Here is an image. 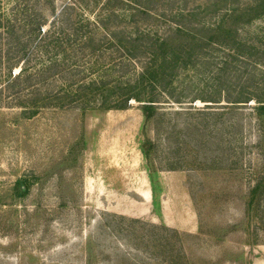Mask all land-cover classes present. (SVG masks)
<instances>
[{"label":"rangeland","instance_id":"374dc122","mask_svg":"<svg viewBox=\"0 0 264 264\" xmlns=\"http://www.w3.org/2000/svg\"><path fill=\"white\" fill-rule=\"evenodd\" d=\"M65 1L55 0L57 11ZM30 11L50 19L51 0H0V84L6 19L16 17L23 44ZM241 34L260 43L264 19ZM31 52L28 71L48 62L41 48ZM62 81L40 78L34 93ZM176 86L184 102H158L149 121L133 100L119 110L41 107L28 116L20 99L0 97V264H264V212L245 214L262 163L254 116L249 106L227 112L232 89L218 94L208 75L182 73ZM233 160L242 167L231 169Z\"/></svg>","mask_w":264,"mask_h":264},{"label":"trees","instance_id":"16d2710c","mask_svg":"<svg viewBox=\"0 0 264 264\" xmlns=\"http://www.w3.org/2000/svg\"><path fill=\"white\" fill-rule=\"evenodd\" d=\"M189 2L66 0L57 11L55 0H51L50 19L37 11L26 14L30 31L23 35V44L19 40L22 34L14 30L16 17L6 19L3 33L7 43L2 48L6 79L0 84V97L6 94L20 99L16 105L26 107L28 116L41 107L119 110L133 100L149 121L162 106L158 102H184L180 91L176 92L182 73L208 75L219 83L218 94L232 89L226 96L230 105L223 107L227 112L239 114L242 106H249L254 116L257 140L253 146L262 163L255 172L245 208L246 217L253 220L264 212V40L254 44L241 30L256 19H264V0H203L188 7ZM213 17L215 22L207 23ZM32 48H41L49 58L28 71L23 65ZM217 50L220 55L215 62ZM246 63L257 71L247 72L242 65ZM18 67V73L13 74ZM50 76L51 82L63 79L59 89L36 95L33 88L37 81ZM180 87L186 89L182 83ZM249 87L255 90H246ZM27 93L32 97L24 99ZM249 102L253 104L238 105ZM238 126L243 128L242 123ZM147 153L143 149V154ZM229 166L236 169L242 164L233 160ZM179 168L182 165L170 164L168 169Z\"/></svg>","mask_w":264,"mask_h":264},{"label":"crops","instance_id":"0c3cea01","mask_svg":"<svg viewBox=\"0 0 264 264\" xmlns=\"http://www.w3.org/2000/svg\"><path fill=\"white\" fill-rule=\"evenodd\" d=\"M145 197L148 199L149 196H145Z\"/></svg>","mask_w":264,"mask_h":264}]
</instances>
